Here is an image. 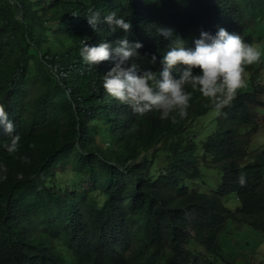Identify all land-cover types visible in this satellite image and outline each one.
Instances as JSON below:
<instances>
[{"label":"clouds","instance_id":"1","mask_svg":"<svg viewBox=\"0 0 264 264\" xmlns=\"http://www.w3.org/2000/svg\"><path fill=\"white\" fill-rule=\"evenodd\" d=\"M74 3L77 15L59 31L65 45L76 53V65L64 84L68 86L70 81L69 89L76 91L83 82L90 97L97 99L99 121L105 124V129L114 121L125 135L116 132L119 138L112 141L102 129L103 136L97 137L102 148L97 147L95 153L108 159L111 165L122 156L129 158V165L147 159L158 170L169 163L165 156L168 149L182 152L199 147L198 155L211 159V164L201 179L195 181L194 193L197 195L201 188L199 193L209 195L219 204L224 233L248 226L234 220L232 215L240 206L236 191L254 175L264 173V132L257 130L259 114H264L259 112L264 107V62L260 51L264 49L261 33L264 0H76ZM260 41L262 44L257 45ZM190 89L200 100H210L215 109L210 117L192 114L190 101L196 100L191 98ZM239 94L245 95L244 104L256 121L255 129H249L251 123L243 109H228ZM26 99L23 95L19 102L22 104ZM252 106L257 113L252 112ZM241 118L247 119V124L238 123ZM1 137L7 140L3 145L7 152L0 156V188L9 180H36L45 174L19 145L20 136L0 77ZM231 137L241 141L240 148H235ZM72 165L66 162L54 167L59 174L54 192L63 194L65 190L78 191L89 186V180L69 181L74 176ZM119 172L130 173L122 166ZM138 186L137 182L135 187ZM100 190L99 185L98 198L103 203L125 202L132 197L116 196L118 189L105 197ZM196 195L182 214L183 226L190 236L194 235V225L203 208L201 202H196ZM54 209L66 211L67 207ZM124 214L123 222L115 218L98 226L110 240L109 247L102 252L95 243L76 233L86 220L74 205L56 232H75L82 249L89 241V252L97 251L100 263L133 249L140 239L158 243L166 239L162 233L166 228L152 230L150 234L143 221ZM228 219L232 227L226 226ZM250 229L264 238L263 232ZM141 231L143 234L133 240V234ZM244 235L255 236L249 229ZM114 243L120 247H114ZM63 244L60 236L48 238L49 248L60 249L58 253L65 264H71L72 252ZM154 246H148L137 264H149L143 262H147ZM231 259L234 261L235 257ZM92 261L90 255L89 264ZM46 263L55 264L48 259Z\"/></svg>","mask_w":264,"mask_h":264},{"label":"trees","instance_id":"2","mask_svg":"<svg viewBox=\"0 0 264 264\" xmlns=\"http://www.w3.org/2000/svg\"><path fill=\"white\" fill-rule=\"evenodd\" d=\"M74 2L76 0H0L2 87L20 136L19 145L45 172L36 180H9L0 188V264H47V259L65 264L58 253L60 249L48 246V238L56 236L61 237L62 247L72 252L71 264L72 261L89 264L90 255L91 264H137L138 257L149 250L150 244L155 246L143 263L232 264L221 243L222 237L230 239L229 235L233 234V231H222V208L209 195L199 193L201 188L197 195L194 193L195 181L201 179L211 164V159L198 155L199 147L182 152L168 149L165 156L169 163L158 170L147 159L129 165V158L122 156L111 165L108 159L95 153L97 147L102 148L97 144L98 135L103 136L102 129L112 141L119 138L116 132L120 136L124 131L116 127L114 121L105 129V124L99 121L97 99L90 97V90L83 87V82L76 91L69 89L70 81L68 86L64 84L72 66L76 65V53L65 45L59 31L77 15ZM190 91L191 98L196 100L190 101L192 114L210 117L215 110L210 100H200L195 91ZM23 95L27 99L21 104L19 98ZM244 96L237 95L228 109H243L251 123L249 129H255L256 121L245 107ZM259 112L263 113L264 107ZM237 122L247 124V119ZM231 139L235 148H240L241 141ZM6 143V138L1 137L0 156L7 152L3 147ZM66 162L73 164L74 176L69 177V181L89 180L87 189L65 190L63 194L53 191L59 180L54 167ZM119 166L130 173L119 172ZM137 182L139 186L135 187ZM99 185L105 197H110L117 189L116 196L132 197L125 202L103 203L98 198ZM236 194L240 206L232 215L233 219L264 233V173L254 175ZM193 195L203 208L194 225V235L190 236L183 226L182 214L190 208ZM72 205L86 220L76 233L95 243L101 252L109 247L110 240L98 226L115 218L123 222L124 213L143 221L150 234L152 230L166 228L162 232L166 239L160 243L140 239L133 249L100 263L96 258L98 252H89V241L82 249L75 232H56L71 214ZM63 206L67 207L66 211L55 212L54 208ZM224 214L228 212L224 210ZM139 234L143 231L134 233L132 239ZM113 246L120 247L115 243ZM246 264L256 263L251 260Z\"/></svg>","mask_w":264,"mask_h":264},{"label":"rangeland","instance_id":"3","mask_svg":"<svg viewBox=\"0 0 264 264\" xmlns=\"http://www.w3.org/2000/svg\"><path fill=\"white\" fill-rule=\"evenodd\" d=\"M261 33H264V29L261 30ZM255 36V40H256ZM258 44H262L260 41ZM261 54L263 56L264 62V49H260ZM256 107L252 106V112H256ZM259 126L257 128L258 131L264 132V114H259L258 117ZM63 182V180H61ZM229 207H233L232 204H227ZM227 227H232L231 219L226 221ZM250 230L252 234H254V238L250 236H245L244 234ZM230 239H226L224 237L221 238V243L223 246L224 253H226L229 257H235V260L232 264H246L253 260L256 264H264V238L260 237V235L254 231H252L248 226L243 225L239 229H233V235L230 236ZM246 257V258H245ZM215 264V263H214ZM220 264V263H217Z\"/></svg>","mask_w":264,"mask_h":264}]
</instances>
